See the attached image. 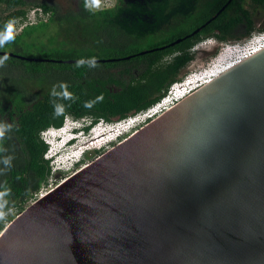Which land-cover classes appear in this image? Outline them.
<instances>
[{"label": "water", "instance_id": "95a60500", "mask_svg": "<svg viewBox=\"0 0 264 264\" xmlns=\"http://www.w3.org/2000/svg\"><path fill=\"white\" fill-rule=\"evenodd\" d=\"M0 264H264V48L37 197Z\"/></svg>", "mask_w": 264, "mask_h": 264}, {"label": "trees", "instance_id": "16d2710c", "mask_svg": "<svg viewBox=\"0 0 264 264\" xmlns=\"http://www.w3.org/2000/svg\"><path fill=\"white\" fill-rule=\"evenodd\" d=\"M79 1L76 13L63 16L56 4L46 1L0 0V31L8 21H24L31 8H40L42 13L49 14L45 21L27 25L19 32L14 29V39L0 48V52L55 60L35 61L0 53V57H8L0 67V123L12 125L11 131L0 140V191L10 189L5 197L8 203L4 209L6 216L0 220V230L5 220L13 219L11 212H21L29 201L37 198L48 184L53 169L64 166L59 161L54 165L53 158L46 156L50 144L43 131L62 127L67 116L91 118L89 130L101 121L117 122L150 107L165 95L172 83L182 79L179 72L193 59L190 49L204 38L202 35L215 32L225 40L236 21H248L250 12L246 3L264 9V0H231L198 33L169 47L178 50L174 61L155 65L160 66V71L150 74L152 80L134 82L117 80L115 73L103 69L118 62L96 61V67L85 63L78 68L76 62L66 60L120 57L139 51L141 46L108 49L103 47L106 42L170 43L205 23L228 0H116L112 7L92 11L85 10L84 0ZM65 21L68 29L76 28L69 29L72 38L57 41L58 33L51 35L48 42L32 38L38 28L45 32L49 30L46 28L59 27ZM251 27L246 33H250ZM95 43L102 46L96 45L97 48L93 46ZM155 56L156 52H152L130 60L149 58L152 66L157 60ZM163 70L171 73L167 80ZM61 84L67 85L72 99L50 95L54 87L61 91ZM146 84L157 91L154 96L146 97L150 90ZM87 102H92V106L86 107ZM54 103L64 106L62 115H54ZM5 157H12L10 166L3 163Z\"/></svg>", "mask_w": 264, "mask_h": 264}, {"label": "rangeland", "instance_id": "374dc122", "mask_svg": "<svg viewBox=\"0 0 264 264\" xmlns=\"http://www.w3.org/2000/svg\"><path fill=\"white\" fill-rule=\"evenodd\" d=\"M37 1H46L48 3L56 4L59 8V13L61 15H68L71 12L76 13L78 11L77 6V0H37ZM116 3V0H102V6L104 7H112ZM245 7L249 10L250 15L248 18V21H236L235 28L236 30H232L228 33L227 38L225 40H221L217 33H212L209 35H202L204 38H202L199 42L194 44L193 47H191L190 52L193 55V59L179 72V77H185V75L191 74L192 72H201L205 69L212 68L215 63L219 60L217 57L220 52L226 51L227 48H242L243 49L247 44H249V41L257 35H259L261 32H264V9L257 7V6H250L247 3L245 4ZM49 18V14H44L40 12L39 8H31L28 12L27 18L24 21H16L14 23V29L15 32H19L21 29H24L27 25H35L37 23H40L41 21H45ZM248 24L249 27H251L250 33H246V31H242V29H245L244 24ZM39 30L37 32H34L32 38L36 40H43L45 42H48V39L50 36L54 35L56 36L58 33L57 41H61L63 39L72 38V35H70L69 29H76V28H69L68 29V22L62 23L61 26H50L46 29L45 32H42L41 28H38ZM232 29V28H230ZM241 29V31L239 30ZM71 30V31H72ZM145 45L149 42H143ZM239 45V46H238ZM220 57V56H219ZM71 118L70 116L67 117V124L68 127L70 125ZM117 124H106L105 122H99L95 125V129L92 130V132H89L88 135L81 141L84 143V148L92 147L91 150L84 153L81 160L74 164L73 166L69 164H65L64 166H56L55 169H53V174L50 177V180L45 187H43V193L47 192L54 186H56L59 182H61L64 178L69 176L70 174L74 173L76 170L96 158L98 155L115 145L116 143L120 142L122 139L127 137L130 133H132L133 130L130 128L127 132H123L119 137L114 138L116 134H118V131L116 134H114L112 137L113 139L109 142H106L104 140V137H97L96 135L98 133L109 132L111 129H117ZM67 129V128H66ZM69 132V130L67 129ZM123 131V130H122ZM68 132L65 131H58L56 132L55 141H49L53 142L52 148L53 152L48 153L46 156L49 158L50 156H53L52 163L55 165L57 164V161L55 162L56 158L59 159L60 157H57V154L55 156L54 150L57 148L59 149L60 146L63 147ZM54 133V132H53ZM55 134V133H54ZM70 136L72 135L71 132H69ZM109 134V133H107ZM102 136V135H101ZM58 137V138H57ZM97 137V141L95 140ZM48 138V137H47ZM57 139V140H56ZM101 143V144H100ZM95 146H100L99 148H94ZM96 149V150H95ZM97 150L99 152H97ZM67 166V167H66ZM57 167H60L62 170H59ZM40 195H38L39 197ZM34 201V200H33ZM33 201H29L26 205H30ZM25 207V208H26ZM18 211L11 212V216L13 219L19 214ZM12 219V220H13ZM11 220V221H12ZM9 220L4 221V227L3 229L11 222Z\"/></svg>", "mask_w": 264, "mask_h": 264}, {"label": "clouds", "instance_id": "9594fccd", "mask_svg": "<svg viewBox=\"0 0 264 264\" xmlns=\"http://www.w3.org/2000/svg\"><path fill=\"white\" fill-rule=\"evenodd\" d=\"M101 6H102V0H84V4H83V7L85 8V10H89V11H92L94 9H100ZM13 39H14V22L8 21L5 25L4 30L0 31V48H2L6 43H8L9 41H11ZM223 52H225V50ZM223 52H220V54H218L217 57L220 58L219 56ZM7 59H8L7 56L0 57V67L4 66L5 61ZM85 63H87V65L89 67H96L95 58H93L92 60H89V61H85L83 59L78 60L76 62L75 66L79 68V67L85 65ZM59 87L61 89V91H59V92L56 90L55 87L53 88V90L50 94L52 97H60L63 99H72L73 98L71 96V94L68 93V91H67V85L61 84ZM99 99H102V97H100ZM85 106L91 107L92 102H87L85 104ZM53 107H54V115L55 116H59V115L63 114L64 106L62 104L54 103ZM67 117H66L65 123L62 127H60V128L51 127L49 129L43 131L42 135L45 137L46 141L50 144V148L47 152V154H48V153L53 152V148H52L53 142H51V141H53V140L55 141L56 132H58V131L68 132L67 131V129H68L72 135L70 136V134L68 132L67 139H66L63 147L60 146L59 149L56 148L54 150L53 155L55 154V156H56V154H57V157H60L59 159L56 158L55 161L62 162L63 165L69 164V165L73 166L74 164L78 163L81 160L84 153H86L87 151L92 149V147L84 148L85 147L84 143H82L81 141L88 135L89 132H91L92 128H95L96 124L93 127H91L89 130H87V128L91 125V118H88V117L76 118V117L70 116L71 122H70V125L67 127L66 126ZM122 120H124V119H122ZM122 120H119V121L113 122V123H106L105 121H101V122H105L106 124H117L118 122H120ZM11 129H12L11 124L0 123V140H2L5 137V133L8 131H11ZM117 131H118V134H116V136L114 138L119 137L123 133V132L120 133L119 129ZM50 139H52V140L49 141ZM112 139L113 138H111V140ZM99 147L100 146H95L94 148H99ZM74 151H77V154L75 156L71 155V153ZM49 158H53V156H50ZM11 159H12V157H5L3 159V163L5 164L6 167L10 166ZM9 193H10V189H6L5 191H0V220H3L6 216L4 209H5L8 201L5 199V197L7 195H9Z\"/></svg>", "mask_w": 264, "mask_h": 264}, {"label": "built area", "instance_id": "2783aa9c", "mask_svg": "<svg viewBox=\"0 0 264 264\" xmlns=\"http://www.w3.org/2000/svg\"><path fill=\"white\" fill-rule=\"evenodd\" d=\"M240 47L242 48L236 49V47H234V48H228V49H231L234 52V51L243 49L242 45ZM262 48H264V32H261L259 35L255 36L253 40L251 39V41H249V44L246 45V47L243 49V52L238 57L239 61H242L243 59L248 58L249 56H251L252 54H254L255 52L259 51ZM239 61H237V63ZM202 72L203 71L192 72L191 74L185 75V77H183L181 80H178L172 83L169 86L165 95L161 97L156 103L118 122L117 129H119V132L122 133L125 130H126L125 132H127L130 128L133 129L131 131H135L137 128L144 125L145 123L155 118L156 116L160 115L164 111L168 110L170 107L175 105L181 99H183L184 97H186L187 95H189L190 93H192L193 91L201 87L205 83L202 84V83L196 82L194 84L193 81H195L196 78L199 77L200 73ZM42 190L43 188L37 194V197L38 195L43 194ZM1 233H2V230H0V234Z\"/></svg>", "mask_w": 264, "mask_h": 264}, {"label": "flooded vegetation", "instance_id": "af4514ba", "mask_svg": "<svg viewBox=\"0 0 264 264\" xmlns=\"http://www.w3.org/2000/svg\"><path fill=\"white\" fill-rule=\"evenodd\" d=\"M79 2L80 1L77 0V6H79ZM244 25H245V29H242V31L245 30L247 32L249 26L247 23ZM234 30H236V29H234ZM239 30L241 31V29H239ZM100 44L95 43L93 46H96V45L102 46ZM166 44H168V43H166ZM166 44H148V45L143 44L142 45L139 43H131V42H129V43L128 42L127 43H109V42H106V43H104L105 46H103V47L108 48V49L109 48L113 49V48L117 47V49H118L119 47H122V46L126 47V46H140L141 45L139 51L130 54V55H133V54H136L142 50H151L154 48L162 47L163 45H166ZM98 46H96V47L98 48ZM169 47H172V46H169ZM169 47L162 48V49L159 48V49L148 52V53L156 52V54H157V56L154 57V58H157V60L154 64H152V66L150 64L151 60L149 58L130 60L132 57H137L140 55L131 56L128 59L125 57L130 56V55H124V56H120V57L101 58V59H107V61H104V62H108V61L118 62V64H116V66L105 67L103 69L107 70L108 72L115 73V79L120 80V81H134V82H136L137 80H141L143 82V81H146L148 78H150V74H152L154 70L156 71L158 69V72L160 71V66L155 67V65H157V64L164 65V64H167V63L174 61L175 56L178 53V50H173V49H170ZM145 54H147V53H145ZM98 62H103V61H98ZM163 71H164L163 74L166 76V80L171 77L170 72H167L165 70H163ZM150 80H152V77L150 78ZM145 87H150V90L148 91V93L145 94L146 97H152L156 94L157 91L154 90V88L152 86L146 84ZM115 89H116V87H115Z\"/></svg>", "mask_w": 264, "mask_h": 264}, {"label": "bare ground", "instance_id": "6f19581e", "mask_svg": "<svg viewBox=\"0 0 264 264\" xmlns=\"http://www.w3.org/2000/svg\"><path fill=\"white\" fill-rule=\"evenodd\" d=\"M242 52H243V49L242 50H237V51H234V52L231 49H228L225 52L221 53L220 58L217 61V63H215V65L212 68H209V69L203 71L202 73H200V76L197 77L195 81H193L194 84L196 82H199V83L203 84V83H207V82L211 81L214 77H216L217 75H219L223 71H225L228 68H230L233 65H235L237 63V61H239L238 57L240 56V54ZM98 136H101V134L98 135ZM97 137L95 139L96 141L98 140Z\"/></svg>", "mask_w": 264, "mask_h": 264}]
</instances>
